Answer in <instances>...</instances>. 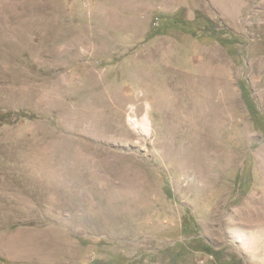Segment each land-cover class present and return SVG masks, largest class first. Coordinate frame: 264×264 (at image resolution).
Returning <instances> with one entry per match:
<instances>
[{"label":"rangeland","instance_id":"374dc122","mask_svg":"<svg viewBox=\"0 0 264 264\" xmlns=\"http://www.w3.org/2000/svg\"><path fill=\"white\" fill-rule=\"evenodd\" d=\"M181 9L232 56L161 19ZM201 98L224 118L205 176L184 164L194 128L160 103ZM7 113L0 264H169L195 228L223 262L264 264V0H0Z\"/></svg>","mask_w":264,"mask_h":264},{"label":"trees","instance_id":"16d2710c","mask_svg":"<svg viewBox=\"0 0 264 264\" xmlns=\"http://www.w3.org/2000/svg\"><path fill=\"white\" fill-rule=\"evenodd\" d=\"M183 10H179L176 13L170 15V16H163L161 19L166 21V24H171L172 27L176 28L178 25H185V30L188 31L187 33L192 35V37H197L199 33H202L200 38H212L217 39L220 41L219 43L221 46L227 49L230 56H232V52L230 49L233 48L235 42L233 36L230 37V39L227 37H223L224 34H227V32H222L221 35H218L216 33H213L214 25L209 20L206 19L200 12H197L195 14V17L192 21H183ZM162 27H165V23ZM160 26L158 28H154L153 32L151 31L148 38H153L155 36L163 35L164 33L160 31ZM178 28V27H177ZM179 29V28H178ZM248 106V105H247ZM250 113L252 117H254L255 113L253 114L251 109L249 108ZM13 116L12 113L7 114H0V120H4L5 118H9ZM167 196L169 197V192L167 193ZM195 227V226H194ZM190 229V224L187 221V218L184 219V230ZM187 241V245H183V243H175L174 246L168 247L165 250L161 251L159 254L163 256H167L169 258V264H175V262H180V264H186V260L188 257H190L192 254L196 252H202L206 254L207 256H211L213 260L209 261L207 264H229L227 262H223L222 260V250H215L210 245L206 244L202 238H200L196 232L188 233L185 236ZM185 244V243H184ZM118 259V258H117ZM4 260L0 258V263H3ZM122 263L127 264H137L136 262H129L128 260H122Z\"/></svg>","mask_w":264,"mask_h":264},{"label":"bare ground","instance_id":"6f19581e","mask_svg":"<svg viewBox=\"0 0 264 264\" xmlns=\"http://www.w3.org/2000/svg\"><path fill=\"white\" fill-rule=\"evenodd\" d=\"M192 84L198 85L197 82H192ZM201 99L202 101L200 102H194V104L189 103L188 105L180 103L181 101L178 102V100H176V105L172 104L173 102H169L168 100H164L160 103L161 108L165 114H170L172 117H176L177 120L183 118L186 119L183 120V122L179 123L180 126L187 127L189 123L190 126L194 128V151L192 152L193 154L191 153L192 155L190 157L186 158L184 164L187 167L193 169L195 173L201 174V176H205L209 173V171H207L208 165L210 163L209 157L214 148V142L219 135V129L224 124V118L221 116L218 108L206 105L208 104V102L205 101L204 98ZM189 108H192L191 112H196V114L193 115L194 120L190 119V121L187 120V118H189V115L187 117L185 116L187 115L186 113H188ZM175 110L178 111L174 113ZM243 215L245 216L249 214L245 213ZM244 216L243 219L247 222L249 220L254 221L255 219L253 214L249 215L250 217Z\"/></svg>","mask_w":264,"mask_h":264}]
</instances>
